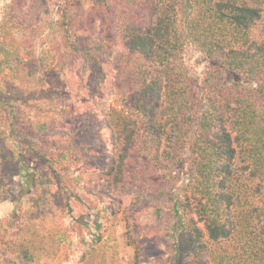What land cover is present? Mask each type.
I'll use <instances>...</instances> for the list:
<instances>
[{
	"label": "trees",
	"instance_id": "1",
	"mask_svg": "<svg viewBox=\"0 0 264 264\" xmlns=\"http://www.w3.org/2000/svg\"><path fill=\"white\" fill-rule=\"evenodd\" d=\"M69 2L80 3L81 11L75 14V6L60 13L61 44L97 82L107 76L104 60L120 47L121 108L106 115L111 187L157 205L161 228L175 239V264H264V0ZM87 14L103 26L99 37L83 29ZM17 28L13 15L1 27L0 152L9 148L28 172L26 160L37 161L34 185L44 194L53 187L60 192L61 210L73 219L72 198L81 200L82 193L49 140L52 128L22 113L52 89L17 40ZM188 47L210 61L199 91L185 73ZM225 70L245 85L225 84ZM184 165L186 186L168 196L173 170ZM92 228L89 250L105 234L97 220ZM7 243L0 230V244ZM133 264H143L139 254Z\"/></svg>",
	"mask_w": 264,
	"mask_h": 264
},
{
	"label": "rangeland",
	"instance_id": "2",
	"mask_svg": "<svg viewBox=\"0 0 264 264\" xmlns=\"http://www.w3.org/2000/svg\"><path fill=\"white\" fill-rule=\"evenodd\" d=\"M77 5L69 0H0V35L13 15L18 23L13 30L17 40L34 56L44 86L52 89L33 106L23 107L22 113L29 122L52 128L49 140L58 145L59 161L72 171L75 189L80 187L82 193L81 200L72 198L71 219L61 210L60 192L53 187L44 194L34 185L40 167L37 161L26 160L28 172L16 155H9V148L0 152V230L8 239L7 246L0 244V264H133L138 254L143 264H175V239L161 228L157 205L140 203L136 196L111 187L107 170L114 156L106 115L112 107L121 108L117 97L120 47L104 60V81L97 82L78 58L71 59L61 44L58 21L69 7L76 6L74 13H80ZM85 17L83 29L99 37L100 21L89 14ZM184 66L199 91L210 61L188 47ZM224 82L245 85L227 70ZM172 175L175 183L167 194L177 196L187 184V167L176 168ZM171 213L172 204H165L162 220L167 223ZM96 220L105 234L89 250ZM205 239L208 242V236ZM218 247L212 249L219 253Z\"/></svg>",
	"mask_w": 264,
	"mask_h": 264
}]
</instances>
